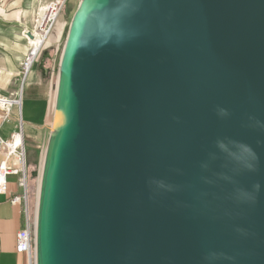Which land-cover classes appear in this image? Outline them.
<instances>
[{
	"label": "water",
	"instance_id": "water-1",
	"mask_svg": "<svg viewBox=\"0 0 264 264\" xmlns=\"http://www.w3.org/2000/svg\"><path fill=\"white\" fill-rule=\"evenodd\" d=\"M37 205L34 264H264V0H80Z\"/></svg>",
	"mask_w": 264,
	"mask_h": 264
},
{
	"label": "crops",
	"instance_id": "crops-1",
	"mask_svg": "<svg viewBox=\"0 0 264 264\" xmlns=\"http://www.w3.org/2000/svg\"><path fill=\"white\" fill-rule=\"evenodd\" d=\"M53 1L0 0V97L10 98L18 92L22 95L20 109L13 107L7 118L0 108V139L7 141L22 124L26 168L39 164L50 134L53 117H50V104L54 99L50 72L53 56L50 61L47 57L50 50L53 52L54 33L23 84L18 74L28 48L25 34L33 29L35 12L38 7ZM43 128H48L46 142L45 134L41 132ZM2 160L0 149V162ZM18 181V176L8 177L7 195H0V264H34L32 255L18 254L15 249L16 235L23 227L25 210L23 200L13 202L23 193Z\"/></svg>",
	"mask_w": 264,
	"mask_h": 264
},
{
	"label": "built area",
	"instance_id": "built-area-1",
	"mask_svg": "<svg viewBox=\"0 0 264 264\" xmlns=\"http://www.w3.org/2000/svg\"><path fill=\"white\" fill-rule=\"evenodd\" d=\"M66 0H54L48 5L38 7L34 15V25L32 31L25 34L28 48L25 57L20 65L19 78L21 84L25 81L34 63L38 60L46 44L55 31L56 27L62 21V14ZM66 23L61 24V33L57 44L54 48L51 81L55 79V87L58 79V67L61 57L60 43L65 29ZM59 56V58H58ZM59 59V61H57ZM21 92L15 93L10 98L0 97V108H2L4 117L7 118L13 107L20 109ZM0 149L3 155V160L0 162V195H7L8 177L18 176V186L22 190L20 197L13 199L14 203L20 200L24 201V222L23 227L16 235V253L32 255L34 258L36 245V229H37V208L31 211L28 208V186L27 172L25 169V151L23 145L22 124L18 126V131L13 133L7 141L0 139ZM10 161L12 164L10 165ZM23 161V167H22Z\"/></svg>",
	"mask_w": 264,
	"mask_h": 264
},
{
	"label": "rangeland",
	"instance_id": "rangeland-1",
	"mask_svg": "<svg viewBox=\"0 0 264 264\" xmlns=\"http://www.w3.org/2000/svg\"><path fill=\"white\" fill-rule=\"evenodd\" d=\"M79 2H80V0H66L65 7H64V10H63V14H62V21L60 22L58 27H56L55 31L53 32L54 33L53 52H51V50H50V53L52 54V56L54 54V48H55V45L58 42L61 30H62L61 29V24L62 23H66V26H65L62 38H61V43H60V51L63 50V45H64L65 38H66V35H67V30H68L69 23H70L73 15L75 13V11L77 10ZM48 49H51V48H48ZM61 54H62V52H61ZM58 58H59V56H58ZM57 61H59V59H57ZM55 90H56V87H55V79H54L53 87H52V98L55 96ZM53 104H54V99H52L51 104H50V117L53 116ZM38 127H40V126H38ZM41 132L43 134H45L44 142H46L47 141L48 128L41 129ZM27 151H28V155H29V150L26 149V152ZM44 151H45V149L43 150L40 162H39V164L37 166H35L33 168H26V165H25V169H26V172H27V186H28L27 205H28V208L31 211L35 210L37 208V206H38L37 205V203H38V190H39V184H40V175L39 174H40V171L42 170V159H43ZM33 173L36 174L35 177H32Z\"/></svg>",
	"mask_w": 264,
	"mask_h": 264
},
{
	"label": "trees",
	"instance_id": "trees-1",
	"mask_svg": "<svg viewBox=\"0 0 264 264\" xmlns=\"http://www.w3.org/2000/svg\"><path fill=\"white\" fill-rule=\"evenodd\" d=\"M51 58H52V54H51V53H49V54H48V57H47V60H48V61H50V60H51ZM46 71L48 72L49 70L47 69Z\"/></svg>",
	"mask_w": 264,
	"mask_h": 264
},
{
	"label": "bare ground",
	"instance_id": "bare-ground-1",
	"mask_svg": "<svg viewBox=\"0 0 264 264\" xmlns=\"http://www.w3.org/2000/svg\"><path fill=\"white\" fill-rule=\"evenodd\" d=\"M43 158H44V154H43ZM23 165H24V164H23V161H22V167H23ZM39 175H40V178H41V171H40V174H39Z\"/></svg>",
	"mask_w": 264,
	"mask_h": 264
}]
</instances>
